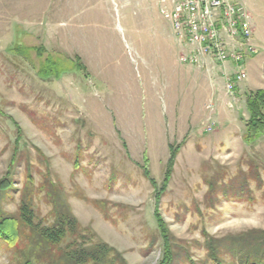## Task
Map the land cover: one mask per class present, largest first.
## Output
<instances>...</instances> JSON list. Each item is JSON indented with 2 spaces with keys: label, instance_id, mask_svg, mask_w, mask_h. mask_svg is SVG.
I'll return each instance as SVG.
<instances>
[{
  "label": "rangeland",
  "instance_id": "1",
  "mask_svg": "<svg viewBox=\"0 0 264 264\" xmlns=\"http://www.w3.org/2000/svg\"><path fill=\"white\" fill-rule=\"evenodd\" d=\"M238 1L253 52L246 79L232 83L233 63L180 62L189 47L160 0H0V180L12 181L0 211L19 220L26 202L50 226L66 207L121 256L115 264H158L155 192L141 166L160 187L178 147L159 201L173 264H211L205 234L264 231V135L243 141L246 97L264 90V0ZM47 58L60 75L39 74ZM18 230L15 247L0 243V264H65Z\"/></svg>",
  "mask_w": 264,
  "mask_h": 264
},
{
  "label": "trees",
  "instance_id": "2",
  "mask_svg": "<svg viewBox=\"0 0 264 264\" xmlns=\"http://www.w3.org/2000/svg\"><path fill=\"white\" fill-rule=\"evenodd\" d=\"M16 52L23 55L26 50L22 48L17 49ZM76 61L77 68L84 69L78 58ZM62 71L55 61L47 58L39 74L43 77H51L60 75ZM245 109L248 119L243 141L246 144H253L264 135V90H256L250 93L245 100ZM18 136H20L19 132ZM177 152L178 147L170 148L168 167L160 187L151 178L146 166H141L143 176L155 192L153 215L159 236L163 241L162 255L158 264H173L175 258L169 231L159 211V201L170 180L171 168ZM213 183L214 181L208 182L209 192L214 191L215 186ZM242 186V184H239L238 191L240 193H242V189H240ZM11 188V179L0 180V197L6 196ZM233 188L238 189L237 187ZM224 189V191H220L222 194L227 193L231 187H224ZM53 193H55V190L50 191L48 194L51 197ZM21 226H23V230H29L33 238L36 239L37 249L41 250L47 261H53L51 258L57 259L56 261H64L65 264H115L116 261H123L114 249L108 247L101 240H95L92 231L88 228H81L66 207H62L58 211L57 207L54 208L53 221L50 226H41L40 223H35L33 210L30 204L26 202H23L19 208V220L0 211V243H4L8 247H15L20 238L18 229ZM64 241H67V244L64 250H61L60 246ZM203 248L211 264H225L226 258H230L232 264H264V231H251L221 239L212 238L205 234ZM23 264H33V262L26 260Z\"/></svg>",
  "mask_w": 264,
  "mask_h": 264
},
{
  "label": "built area",
  "instance_id": "3",
  "mask_svg": "<svg viewBox=\"0 0 264 264\" xmlns=\"http://www.w3.org/2000/svg\"><path fill=\"white\" fill-rule=\"evenodd\" d=\"M160 14L179 43L189 47L180 62L190 65L233 63L229 82L246 79L244 65L252 53L249 14L238 0H160ZM232 89L233 86H230Z\"/></svg>",
  "mask_w": 264,
  "mask_h": 264
},
{
  "label": "crops",
  "instance_id": "4",
  "mask_svg": "<svg viewBox=\"0 0 264 264\" xmlns=\"http://www.w3.org/2000/svg\"><path fill=\"white\" fill-rule=\"evenodd\" d=\"M240 2V1H239ZM241 3V2H240ZM244 6V5H243ZM183 49V48H182ZM184 50V49H183ZM184 55H185V53H184ZM181 56H183V54L181 55ZM185 72H186V70H185Z\"/></svg>",
  "mask_w": 264,
  "mask_h": 264
}]
</instances>
